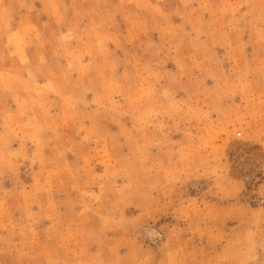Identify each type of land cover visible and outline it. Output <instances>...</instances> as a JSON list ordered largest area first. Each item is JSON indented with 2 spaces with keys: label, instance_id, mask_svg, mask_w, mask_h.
<instances>
[{
  "label": "rangeland",
  "instance_id": "rangeland-1",
  "mask_svg": "<svg viewBox=\"0 0 264 264\" xmlns=\"http://www.w3.org/2000/svg\"><path fill=\"white\" fill-rule=\"evenodd\" d=\"M0 264H264V0H0Z\"/></svg>",
  "mask_w": 264,
  "mask_h": 264
}]
</instances>
